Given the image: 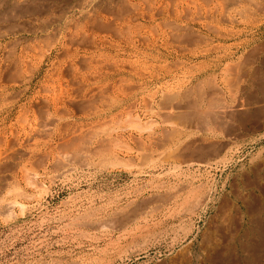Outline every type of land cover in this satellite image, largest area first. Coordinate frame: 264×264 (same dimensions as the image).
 I'll return each mask as SVG.
<instances>
[{
    "label": "rangeland",
    "instance_id": "1",
    "mask_svg": "<svg viewBox=\"0 0 264 264\" xmlns=\"http://www.w3.org/2000/svg\"><path fill=\"white\" fill-rule=\"evenodd\" d=\"M261 1L0 0V264L211 255L216 199L264 194Z\"/></svg>",
    "mask_w": 264,
    "mask_h": 264
},
{
    "label": "crops",
    "instance_id": "2",
    "mask_svg": "<svg viewBox=\"0 0 264 264\" xmlns=\"http://www.w3.org/2000/svg\"><path fill=\"white\" fill-rule=\"evenodd\" d=\"M223 200H227L226 204ZM216 201L218 204L213 206L207 223L211 224L212 240L205 242V247L212 249L211 255L171 256L157 264H264V194L255 200H243L237 194H221Z\"/></svg>",
    "mask_w": 264,
    "mask_h": 264
},
{
    "label": "bare ground",
    "instance_id": "3",
    "mask_svg": "<svg viewBox=\"0 0 264 264\" xmlns=\"http://www.w3.org/2000/svg\"><path fill=\"white\" fill-rule=\"evenodd\" d=\"M204 1V0H203ZM256 1V0H255ZM263 1V0H262ZM261 1V4L263 5L264 4V2H262ZM220 4H221V2H219ZM242 3V2H241ZM254 3H257V2H254ZM259 4H260V2H258ZM253 4V3H252ZM33 5V4H32ZM42 5V4H41ZM63 5V4H62ZM69 5V4H68ZM247 5V4H246ZM94 6V5H93ZM222 6V5H221ZM256 6V5H255ZM52 7V6H51ZM224 7V6H223ZM250 7V6H249ZM264 7V6H263ZM31 8V7H30ZM136 8V7H135ZM260 8V7H259ZM131 9H133V8H131ZM188 9H190V8H188ZM263 9V8H262ZM186 10V9H185ZM229 11V10H228ZM244 11V10H243ZM247 11V10H246ZM28 12V11H27ZM39 12V11H38ZM41 12H43V11H41ZM230 12V11H229ZM253 12H254V10H253ZM30 13V12H29ZM239 13V12H238ZM264 13V12H263ZM241 14H243V13H241ZM250 14V13H249ZM12 15V14H11ZM244 15H247V14H245L244 13ZM251 15V14H250ZM5 18V17H4ZM179 18V17H178ZM188 18V17H187ZM247 18V17H246ZM250 18V17H249ZM94 19V18H93ZM208 19V18H207ZM13 21V20H12ZM51 21H53V20H51ZM75 21V20H74ZM208 21V20H207ZM188 22V21H187ZM193 22V21H192ZM245 23V22H244ZM170 24V23H169ZM205 24V23H204ZM172 25V24H171ZM18 26V25H17ZM22 26V25H21ZM167 26V25H166ZM206 26V25H205ZM208 26V25H207ZM12 27V26H11ZM128 27V26H127ZM176 27V26H175ZM3 28V27H2ZM55 28V27H54ZM75 28V27H74ZM80 28V27H79ZM209 28V27H208ZM11 29H13V28H11ZM57 29V28H56ZM177 29V28H176ZM180 29V28H179ZM183 29V28H182ZM186 29V28H185ZM191 29V28H190ZM49 30V29H48ZM54 30V29H53ZM60 30V29H59ZM81 30V29H80ZM154 30V29H153ZM181 30V29H180ZM184 30V29H183ZM155 31V30H154ZM1 32V31H0ZM81 32V31H80ZM164 32V31H163ZM198 33V32H197ZM85 34V33H84ZM170 34V33H169ZM181 34V33H180ZM188 34V33H187ZM186 34V35H187ZM0 35H2V34H0ZM54 35V34H53ZM58 35V34H57ZM60 35V34H59ZM58 35V36H59ZM122 35V34H121ZM120 34H119V36H121ZM178 35V34H177ZM219 35V34H218ZM75 36H76V34H75ZM123 36V35H122ZM70 37V36H69ZM84 37V36H83ZM49 38H51V39H53L51 36L49 37ZM58 38V37H57ZM56 38V39H57ZM71 38V37H70ZM88 38V37H87ZM170 38V37H169ZM55 39V38H54ZM120 39V38H119ZM126 39V38H125ZM144 39V38H143ZM147 39V38H146ZM72 40H74V38L72 39ZM76 40V39H75ZM127 40V39H126ZM132 40V39H131ZM191 40V39H190ZM194 41V40H193ZM192 41V42H193ZM53 42V41H52ZM59 42V41H58ZM48 43H51V42H49L48 41ZM226 43V42H225ZM53 44V43H52ZM52 44H50L51 46H52ZM55 45V44H54ZM219 45H221V44H219ZM207 46V45H206ZM209 47V46H208ZM214 48V47H213ZM210 49H211V47H210ZM208 52V51H207ZM219 54H220V52H219ZM252 54V53H251ZM66 57V56H65ZM152 57V56H151ZM62 58V57H61ZM239 58V57H238ZM89 60V59H88ZM88 60H87V62H88ZM235 60V59H234ZM248 60V59H247ZM246 60V61H247ZM238 61V60H237ZM84 62V61H83ZM93 62V61H92ZM210 62V61H209ZM227 62V61H226ZM252 62V61H251ZM201 63V62H200ZM204 63V62H203ZM236 63V62H235ZM149 65H150V63H148ZM153 64V63H152ZM170 64H172V63H170ZM169 64V65H170ZM226 64V63H225ZM232 65L234 64V63H231ZM238 65H239V63H237ZM255 64V63H254ZM98 65V64H97ZM159 65V64H158ZM173 65V64H172ZM240 65H241V63H240ZM20 66V65H19ZM99 66V65H98ZM168 66V65H167ZM174 66V65H173ZM198 66V65H197ZM78 67V66H77ZM170 67V66H169ZM222 67H226L225 68V70H226V72L224 71V74L226 73H230L231 71H233V69H235V68H232L231 66H230V64L229 65H225V66H222ZM234 67V66H233ZM26 68V67H25ZM27 68H29V66L27 67ZM83 68V67H82ZM87 68V67H86ZM99 68H101V67H99ZM98 68V69H99ZM175 68V67H174ZM239 68V69H238ZM238 68H237V70H234V73L235 72H237V76H238V78H240L241 77V79H243V81L245 80V78L247 77V76H244V75H242L243 74V72H242V69H240V66H238ZM15 69V68H14ZM75 69V68H74ZM140 69V68H139ZM158 69V68H157ZM172 69V68H171ZM176 69V68H175ZM244 69V68H243ZM16 70H18V69H16ZM20 70V69H19ZM29 70H30V68H29ZM224 70V69H223ZM21 71V70H20ZM20 71H18V74H20L21 72ZM23 71V70H22ZM32 71V70H31ZM75 71V70H74ZM140 72V71H139ZM139 72H137V73H139ZM150 72V71H149ZM196 72V71H195ZM217 72V71H216ZM248 72V71H247ZM16 73V72H15ZM78 73V72H77ZM87 73V72H86ZM94 73V72H93ZM93 73H91V74H93ZM167 73V72H166ZM245 73V72H244ZM17 74V73H16ZM17 74V75H18ZM95 74V73H94ZM99 74V73H98ZM141 74V73H140ZM232 74H233V72H232ZM231 74V75H232ZM236 74V73H235ZM79 75V74H78ZM95 75H97V73L95 74ZM101 75V74H100ZM142 75V74H141ZM220 75V74H219ZM223 75V74H222ZM231 75H229V77L231 76ZM247 75V74H246ZM161 76V75H160ZM14 77V76H13ZM15 77H17V76H15ZM144 77V76H143ZM152 77V76H151ZM226 77H228L227 75H226ZM236 77V76H235ZM19 78V77H18ZM93 78V77H92ZM232 78H234V76L232 75ZM14 79V78H13ZM121 79V78H120ZM225 79V78H224ZM223 79V80H224ZM232 80V79H230V78H226V80ZM236 79V78H235ZM235 79H233V81H231V83H236L237 81H238V83H240L239 82V80L240 81H242L241 79H239V80H235ZM28 80H29V78H28ZM126 80H127V78H126ZM212 80V79H211ZM214 80V79H213ZM19 81V80H18ZM225 81V80H224ZM210 82V81H209ZM225 82H228V81H225ZM32 83V82H31ZM53 83V82H52ZM214 83H215V80H214ZM222 83H224V82H222ZM229 83V82H228ZM231 83H229V84H231ZM237 83V84H238ZM246 83V82H245ZM103 84V83H102ZM105 84V83H104ZM132 84V83H131ZM229 84H228V86H229ZM232 84V85H233ZM237 84H235V85H237ZM60 85H61V83H60ZM96 85V84H95ZM137 85V84H136ZM201 85V84H200ZM207 85H210V84H207ZM212 85V84H211ZM214 85V84H213ZM93 86V85H92ZM119 86V85H118ZM121 86V85H120ZM243 86V85H242ZM46 87V86H45ZM128 87V86H127ZM199 87V86H198ZM211 87V86H210ZM231 87H233V86H231ZM123 88V87H122ZM169 88V87H168ZM219 88V87H218ZM114 89V88H113ZM217 88L215 87V91H217L216 90ZM49 90V89H48ZM118 90V89H117ZM124 90V89H123ZM126 90H129V89H126ZM209 90V89H208ZM50 91V90H49ZM100 91V90H99ZM103 91H105V90H103ZM166 91V90H165ZM179 91V90H178ZM200 91V90H199ZM215 91H213V93L215 92ZM222 91V90H221ZM237 91V90H236ZM49 93V92H48ZM54 93V92H53ZM133 93V92H132ZM165 93H168V92H165ZM174 93V92H173ZM80 94V93H79ZM91 94H94V93H92L91 92ZM158 94V93H157ZM175 94H176V92L174 93V94H167L166 96H164L165 97V104H164V106H161V107H163V110H162V115H164L165 117H173L174 116V114H175V111H177V110H173V108L175 107V108H178L179 106H176V105H178V104H176V102H175V99H176V96H175ZM1 95V94H0ZM105 95V94H104ZM161 95H162V93H161ZM177 95V94H176ZM178 95H180V94H178ZM215 95V94H214ZM213 95V96H214ZM110 96V95H109ZM6 97V96H5ZM58 97V96H57ZM105 97V96H104ZM154 97V96H153ZM163 97V98H164ZM179 97V96H178ZM63 98V97H62ZM101 98V97H100ZM53 99V98H52ZM110 99H112L111 97H110ZM114 99V98H113ZM204 99V98H203ZM83 100V99H82ZM86 100V99H85ZM162 100V99H161ZM179 100V99H178ZM101 101V100H100ZM112 101V100H111ZM208 101V100H207ZM241 101V100H240ZM103 102V101H102ZM102 102H101V104H102ZM161 102V101H160ZM93 103V102H92ZM91 103V104H92ZM245 103V102H244ZM85 105V104H84ZM110 105V104H109ZM228 105V104H227ZM244 105V104H243ZM89 106H91L90 104H89ZM158 106H160V105H158ZM231 106V105H230ZM87 107V106H86ZM184 107V106H183ZM226 107V106H225ZM225 107H222V106H218V107H216L215 108V111L218 113V114H220V115H223V114H225L226 112H227V110L228 109H226ZM152 108V107H151ZM236 108V107H235ZM88 109V108H87ZM181 109V108H180ZM199 109V108H198ZM93 110V109H92ZM160 110V109H159ZM212 110V109H211ZM99 111V110H98ZM118 111V110H117ZM180 111V110H179ZM202 111H204L203 109H202ZM100 112V111H99ZM158 112V111H157ZM160 112V111H159ZM181 112H182V110H181ZM208 112H209V110H208ZM212 112H213V110H212ZM230 112H231V110H230ZM48 113V112H47ZM58 113V112H57ZM203 113V114H202ZM201 114L203 115V117H205L204 115H206V114H204V112H202ZM210 113V112H209ZM216 113V114H217ZM121 114V113H120ZM25 115V114H24ZM116 115V114H115ZM150 116V115H149ZM178 116H180V115H177L176 114V117H178ZM213 116V115H212ZM211 116V117H212ZM130 117V116H129ZM165 117H164V119H165ZM202 117V116H201ZM202 117V118H203ZM208 117H210V116H208ZM215 117V116H214ZM214 117H212V118H214ZM42 118V117H41ZM198 118V117H197ZM24 119V118H23ZM122 119V118H121ZM124 119V118H123ZM126 119V118H125ZM150 119V118H149ZM174 119V118H173ZM173 119H168V120H173ZM209 119V118H208ZM247 119V118H246ZM113 120V119H112ZM127 120V119H126ZM125 120V121H126ZM151 120V119H150ZM149 120V121H150ZM167 120V118H166V121H168ZM176 120H177V118H176ZM187 120V119H186ZM216 120V119H215ZM101 121V120H100ZM115 121V120H114ZM181 121V120H180ZM94 122V121H93ZM109 122V121H108ZM155 122V121H154ZM170 122V121H169ZM173 122H175V120L173 121ZM184 122V121H183ZM41 123V122H40ZM121 123H123V122H121ZM138 123V122H137ZM152 123V122H151ZM37 124V123H36ZM99 124V123H98ZM104 124V123H103ZM127 124V123H126ZM43 125V124H42ZM215 126V125H214ZM40 127V126H39ZM103 127V126H102ZM131 127V126H130ZM81 128V127H80ZM85 128V127H84ZM128 128V127H127ZM49 129V128H48ZM76 129V128H75ZM210 129V128H209ZM213 129V128H212ZM93 130V129H92ZM43 131V130H42ZM78 131V130H77ZM141 131V130H140ZM204 131V130H203ZM210 131V130H209ZM170 134V133H169ZM173 134V133H172ZM171 135V134H170ZM176 135H178V134H176ZM174 136V135H173ZM86 137V136H85ZM88 137V136H87ZM86 137V138H87ZM98 137V136H97ZM102 137V136H101ZM121 137V136H120ZM89 139H91L90 137H88ZM171 139H172V137H171ZM83 140V139H82ZM97 140V139H96ZM80 141V140H79ZM117 141V140H116ZM178 141V140H177ZM214 141V140H213ZM73 142V141H72ZM71 142V143H72ZM115 142V141H114ZM120 142V141H119ZM199 142V141H198ZM217 142V141H216ZM79 143V142H78ZM102 143H103V141H102ZM107 143V142H106ZM213 143H215V142H213ZM80 144V143H79ZM189 144V143H188ZM222 144V143H221ZM72 145V144H71ZM74 146H75V144H73ZM109 145V144H108ZM120 145V144H119ZM144 145V144H143ZM198 145V144H197ZM201 145H203V144H201ZM90 146V145H89ZM117 146H118V144H117ZM220 146V145H219ZM223 146V145H222ZM68 147V146H67ZM70 147H72V146H70ZM102 147V146H101ZM104 147V146H103ZM108 147H110V146H108ZM107 147V148H108ZM112 147V146H111ZM138 147V146H137ZM176 147V146H175ZM206 147V146H205ZM218 147V146H217ZM76 148V147H75ZM95 148V147H94ZM144 148H146V147H144ZM168 148V147H167ZM68 149V148H67ZM77 149V148H76ZM164 149V148H163ZM162 149V150H163ZM184 149V148H183ZM206 149V148H205ZM219 149V148H218ZM222 149V148H221ZM59 150V149H58ZM98 150V149H97ZM180 150V149H179ZM75 151V150H74ZM88 151V150H87ZM182 151V150H181ZM65 152V151H64ZM76 152V151H75ZM78 152V151H77ZM111 152V151H110ZM151 152V151H150ZM171 152V151H170ZM169 152V153H170ZM142 153V152H141ZM167 153V152H166ZM172 153V152H171ZM145 154V153H144ZM85 155H87V154H85ZM189 155V154H188ZM150 156V155H149ZM148 156V157H149ZM170 156H171V159H172V155L170 154ZM175 156V155H174ZM173 156V157H174ZM177 156V155H176ZM187 156V155H186ZM157 157V156H156ZM78 158H80V157H78L76 154H74V152L72 153H69V154H62V156L58 159V164L60 165V168H65L70 162H73L74 160H76V159H78ZM142 158V157H141ZM140 158V159H141ZM152 159V158H151ZM175 159V158H174ZM85 160V159H84ZM83 160V161H84ZM163 160V159H162ZM165 160V159H164ZM168 160H169V158H168ZM104 161V160H103ZM119 161V160H118ZM129 161V160H128ZM140 162H141V160H140ZM131 163V162H130ZM165 163V162H164ZM122 164V163H121ZM57 165V164H56ZM58 165V166H59ZM97 165V164H96ZM142 165V164H141ZM204 165V164H203ZM130 167V166H129ZM127 168V167H126ZM24 171H26V170H24ZM29 171V170H28ZM27 171V172H28ZM26 172V173H27ZM189 172V171H188ZM172 173V172H171ZM36 175V174H35ZM34 173L32 174L31 172H28L27 174H25V177H26V179L28 180V182L30 181H33V178H34ZM148 175V174H147ZM190 176V175H189ZM192 179V178H191ZM248 180V179H247ZM253 180V179H252ZM26 181V180H25ZM36 181V180H35ZM184 181V180H183ZM36 183V182H35ZM156 184V183H155ZM184 184V183H183ZM157 185V184H156ZM187 185V184H186ZM257 185V184H256ZM185 188V187H184ZM153 189V188H152ZM180 189V188H179ZM199 190V189H198ZM166 192H168V191H166ZM191 192V191H190ZM180 193V192H179ZM251 193V192H250ZM157 194V193H156ZM254 194V193H253ZM143 197V196H142ZM180 198V197H179ZM133 200V199H132ZM131 200V201H132ZM153 200H155V199H153ZM159 200H161V199H159ZM170 200V199H169ZM225 200V199H224ZM223 200V201H224ZM225 202V201H224ZM226 202H227V200H226ZM226 202H225V204H226ZM17 203V202H16ZM92 203V202H91ZM138 203V202H137ZM223 203V202H222ZM262 203V202H261ZM245 204V203H244ZM247 204V203H246ZM18 205V204H17ZM137 205V204H136ZM221 205V204H220ZM14 206V203H13V201L11 202H5L3 205H2V209L4 210V211H9L12 207ZM16 206V205H15ZM160 206V205H159ZM95 207V206H94ZM155 207V206H154ZM223 207V206H222ZM244 207H245V205H244ZM246 207H247V205H246ZM125 208V207H124ZM119 210H121V209H119ZM118 210V211H119ZM152 210V209H151ZM258 210V209H257ZM96 211V210H95ZM247 211V210H246ZM94 213V212H93ZM117 214V213H116ZM250 214V213H249ZM225 216V215H224ZM258 216V215H257ZM88 217V216H87ZM76 218V217H75ZM74 218V219H75ZM211 219V218H210ZM260 219V218H259ZM262 219V218H261ZM214 221V220H213ZM70 225V224H69ZM73 225V224H72ZM77 225V224H76ZM89 225V224H88ZM67 226V225H66ZM226 230V229H225ZM215 231V230H214ZM207 232V231H206ZM211 232H213V231H211ZM217 234V233H216ZM215 235V234H214ZM206 236H208V235H206ZM212 237V236H211ZM223 238H225V237H223ZM208 240H210L209 238H208ZM208 240H206V241H208ZM217 240V239H216ZM210 242V241H209ZM215 242V241H214ZM212 243V242H211ZM221 243V242H220ZM217 244V243H216ZM206 245H208V244H206ZM211 245V244H210ZM213 246V245H212ZM208 248H209V246H207ZM232 247V246H231ZM243 247V246H242ZM205 252V251H204ZM232 252H234V251H232ZM261 252V251H260ZM222 253V252H221ZM257 255V254H256ZM217 256V255H216ZM212 257V256H211ZM215 257V256H214ZM259 257V256H258ZM208 258V257H207ZM206 258V259H207ZM213 258V257H212ZM204 259V258H203ZM215 259V258H214ZM207 260H209V259H207ZM256 260V259H255ZM253 262V261H252ZM257 263V262H256ZM201 264V263H200Z\"/></svg>",
    "mask_w": 264,
    "mask_h": 264
}]
</instances>
